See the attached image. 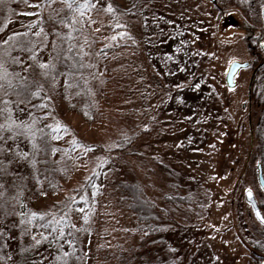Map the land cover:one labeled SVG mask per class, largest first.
Returning a JSON list of instances; mask_svg holds the SVG:
<instances>
[{"label":"rangeland","instance_id":"374dc122","mask_svg":"<svg viewBox=\"0 0 264 264\" xmlns=\"http://www.w3.org/2000/svg\"><path fill=\"white\" fill-rule=\"evenodd\" d=\"M117 1L127 8L135 6L128 18L102 12L87 0L77 1L90 5L77 6V13L85 27L79 45L95 114L88 119L69 108L75 99L64 96L70 74L63 72L55 88L61 120L52 129L59 147L53 156L68 170L59 192L38 202L74 194L92 177L72 211L74 225L83 230V264H118L112 251L134 249L138 238L133 235V217L119 201L117 185L138 176L163 206L164 197L177 190L159 163L176 161L205 183L210 201L205 218L171 231L169 241L190 258L189 264H251L245 230L258 222L249 215L253 212L245 190L252 188L263 198L264 189L256 168L240 174L250 134L249 71H240L234 87L227 85L226 75L233 60L248 58L242 24L253 18L244 9L233 10L237 21L221 29L210 0ZM67 4L54 1L52 7ZM43 12L38 5L24 9L9 22L8 32L14 36L26 30L32 37L42 29ZM5 40L14 42L11 37ZM36 47L41 57L49 56V47L41 51ZM0 65H5L1 58ZM239 176L243 182L237 189L242 207L238 230L231 200ZM6 221L2 229L12 249L10 215ZM246 221L248 227L243 226ZM67 236L72 238L71 232Z\"/></svg>","mask_w":264,"mask_h":264},{"label":"trees","instance_id":"16d2710c","mask_svg":"<svg viewBox=\"0 0 264 264\" xmlns=\"http://www.w3.org/2000/svg\"><path fill=\"white\" fill-rule=\"evenodd\" d=\"M54 1L62 0H0V58L5 64L0 69V110H3L0 124L7 128L12 119L33 124L34 117L31 132L39 145L34 153V164L16 162L15 151L0 149V159L13 161L10 165L4 164V171L0 172V264H83V230L74 225L72 211L79 198L85 195L92 177L74 194H66L51 202H38L45 195L59 192L68 170V165L60 164L52 151L53 148L59 149L53 142L52 129L61 120L55 105V88L63 72L70 74L64 96L75 99L69 108L88 119L95 114L90 85L85 77L88 67L80 53L79 39L85 30L77 13L80 4L78 0H64L72 7L67 4L53 8ZM87 1L95 3L102 12L126 18L135 9V6L127 8L117 0ZM104 1L112 6L113 11L108 10L109 5H104ZM241 1L230 0L232 9L240 10ZM34 5L44 11L41 14L42 29L32 37L26 30L12 36L7 29L9 22ZM236 21V18H220L219 26L226 29ZM135 22L138 23V19ZM244 24L242 26L247 34ZM6 36L13 39L12 45L4 43ZM36 45L40 51L49 47V56L41 57ZM47 62L55 67L45 74L39 65ZM37 89L39 94L33 95ZM13 128L25 132L23 128ZM255 134H264L263 124L256 127ZM11 135V131L5 130L0 137V145L6 149L18 145L19 149L29 153L31 159V137L21 134L9 139ZM134 136L129 140H133ZM159 167L177 190L164 197L163 206L150 196L138 176L122 179L117 185L119 201L133 217V235L138 238L134 249L124 246L112 251L118 264H189L190 258L172 245L168 234L179 227L194 226L205 218L209 211L210 192L201 179L179 162L161 161ZM32 213L38 215L31 219ZM9 215L12 218L9 224L13 233L12 249L5 239L6 230L2 229ZM249 229L251 236L245 232L248 242L264 252V227L251 223ZM69 232L72 238L67 236ZM34 237L41 243L35 244Z\"/></svg>","mask_w":264,"mask_h":264},{"label":"flooded vegetation","instance_id":"af4514ba","mask_svg":"<svg viewBox=\"0 0 264 264\" xmlns=\"http://www.w3.org/2000/svg\"><path fill=\"white\" fill-rule=\"evenodd\" d=\"M210 1L218 11V20L220 18L227 20L234 18L233 14L235 11L232 9L233 7L230 3V0H216L215 2L213 0ZM239 8L246 10L248 12V16L253 18V21H251L252 19H245V24L243 22L244 26L247 27V34L244 36V41L246 42V48L248 52V58L244 61L248 62V65L241 68L236 74L237 76L243 69H247L249 71L246 104L248 108V126L250 134H248L249 142L247 154L240 174L244 176V173H246L247 170L252 167L256 168L257 178L259 181L258 171L260 166L264 174V134H255V129L256 127H259V125L262 126L263 124L264 126V0H242ZM257 12L260 13L259 16L258 14L256 16ZM250 85L251 90H249ZM252 132L253 134H251ZM234 164L235 168L239 167L240 161L238 158H235ZM241 182L243 181L239 176L234 185L235 195L232 196L231 200L233 212L235 214L234 224L235 227L237 226L238 230L239 221L241 220L239 219V216L241 214L242 207L240 202L237 200V189L239 185H241ZM258 183L260 187L264 189V186L260 184V181ZM248 189L252 190V188H247L245 190V201L253 212L249 213V215H253L257 222L264 227V225L256 217L253 206L246 198V191ZM254 195L259 205L260 211L264 216V197L262 198L256 196L255 192ZM243 226L248 227L247 221L243 222ZM245 232L249 236L252 235V232L249 228H247ZM249 246L251 247V250L249 249V261L251 264H264V252L258 251L255 248V245H252L251 243H249Z\"/></svg>","mask_w":264,"mask_h":264},{"label":"snow or ice","instance_id":"6c2138e0","mask_svg":"<svg viewBox=\"0 0 264 264\" xmlns=\"http://www.w3.org/2000/svg\"><path fill=\"white\" fill-rule=\"evenodd\" d=\"M68 6L72 7L71 4H69ZM80 7L81 8H86V7H90V5L87 4V3H82L80 5ZM108 10L110 12L113 11V8H112L111 5H109ZM4 43L7 44V41H4ZM33 59L35 60V56L34 55H33ZM17 62H19L18 59H17ZM39 66L41 67V69L45 70V74H47L48 71L52 70L55 67V65H53L51 62L40 63ZM2 68H3V66L0 65V69H2ZM199 87H200V85L196 84V88H199ZM38 94H39V89H37V91L35 93H33V95H38ZM2 111L3 110H0V113H2ZM32 121H33V124H34L35 123V118L34 117L32 118ZM33 124H28L27 122H23V121H17L15 119H12L11 123L8 125L7 128L4 127V124H0V137L3 136V132L5 130H9V131L12 132V135L8 137L9 139H13L17 135H21V134H25L26 137H31V144H32V150H33V155H32L31 159H29V153L23 151L22 149H19L18 145H15L13 149H6L5 146L0 145V149H2L3 151H9V152L15 151V154L18 157L16 162L25 161V162L33 163V164L35 162L34 153H35L36 150H38L39 145L36 143L35 134L31 132V127L33 126ZM13 126H16V128H23V129H25V132L21 133L19 131H16V130H14ZM55 131L59 132V126L57 127V129ZM54 138L55 139H59L60 136L56 135ZM77 147H79V145H77ZM52 151L56 152V151H58V149L53 148ZM11 163H13V161H11V160L4 161L3 159H0V172L4 171V168H3L4 164L10 165ZM250 197H251V192H250ZM37 215H38L37 213H32L31 214V219H34ZM31 219H30V222H31ZM261 219L264 220V216H261ZM34 243L38 245V244L41 243V240L40 239H35V237H34ZM57 259H59V257H57Z\"/></svg>","mask_w":264,"mask_h":264},{"label":"water","instance_id":"95a60500","mask_svg":"<svg viewBox=\"0 0 264 264\" xmlns=\"http://www.w3.org/2000/svg\"><path fill=\"white\" fill-rule=\"evenodd\" d=\"M213 1L215 2L216 0H213ZM247 65H248V62L239 61V60H233L229 64L228 69H227V75H226V83L229 87H234L236 85V81H235L236 74L238 73V71L241 68L246 67ZM249 90H251V85H250ZM251 134H253V132ZM258 176H259L260 184L262 186H264V174H263V171L261 169V166H260L259 171H258ZM250 192H251V197H250ZM246 198L251 203V205L253 206L256 217L264 225V220L261 219V216H263V214L260 211V208H259V205H258L257 200L255 198L254 192L251 189H248L246 191Z\"/></svg>","mask_w":264,"mask_h":264}]
</instances>
